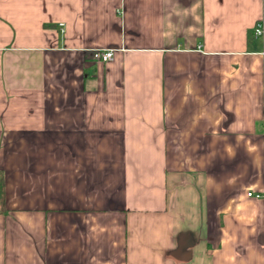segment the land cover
<instances>
[{"label":"crops","instance_id":"0c3cea01","mask_svg":"<svg viewBox=\"0 0 264 264\" xmlns=\"http://www.w3.org/2000/svg\"><path fill=\"white\" fill-rule=\"evenodd\" d=\"M0 264H264V0H0Z\"/></svg>","mask_w":264,"mask_h":264},{"label":"built area","instance_id":"2783aa9c","mask_svg":"<svg viewBox=\"0 0 264 264\" xmlns=\"http://www.w3.org/2000/svg\"><path fill=\"white\" fill-rule=\"evenodd\" d=\"M254 33L256 36H261L263 34V26L261 23H258L254 29ZM114 57V49H106V50H96L94 52V58L102 61V62H109ZM249 196H253L250 192L248 193ZM261 195L256 194L255 197L259 198Z\"/></svg>","mask_w":264,"mask_h":264}]
</instances>
